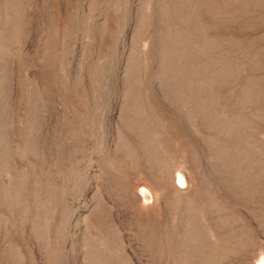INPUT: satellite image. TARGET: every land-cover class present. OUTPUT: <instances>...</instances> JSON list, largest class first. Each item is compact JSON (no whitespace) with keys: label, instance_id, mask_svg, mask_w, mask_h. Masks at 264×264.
Returning <instances> with one entry per match:
<instances>
[{"label":"rangeland","instance_id":"374dc122","mask_svg":"<svg viewBox=\"0 0 264 264\" xmlns=\"http://www.w3.org/2000/svg\"><path fill=\"white\" fill-rule=\"evenodd\" d=\"M260 259L264 0H0V264Z\"/></svg>","mask_w":264,"mask_h":264},{"label":"bare ground","instance_id":"6f19581e","mask_svg":"<svg viewBox=\"0 0 264 264\" xmlns=\"http://www.w3.org/2000/svg\"><path fill=\"white\" fill-rule=\"evenodd\" d=\"M177 179H178V181L180 183L184 182L181 175H178ZM141 195L143 197V200H148L149 199V195H148V192H146V190L142 189ZM256 264H264V259H260Z\"/></svg>","mask_w":264,"mask_h":264}]
</instances>
